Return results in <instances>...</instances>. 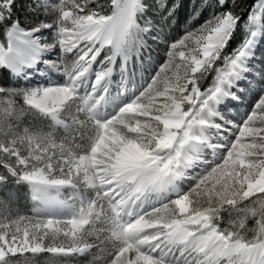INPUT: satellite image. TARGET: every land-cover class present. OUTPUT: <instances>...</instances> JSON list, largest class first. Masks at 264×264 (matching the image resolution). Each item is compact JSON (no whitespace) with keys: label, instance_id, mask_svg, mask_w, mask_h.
<instances>
[{"label":"snow or ice","instance_id":"obj_1","mask_svg":"<svg viewBox=\"0 0 264 264\" xmlns=\"http://www.w3.org/2000/svg\"><path fill=\"white\" fill-rule=\"evenodd\" d=\"M0 264H264V0H0Z\"/></svg>","mask_w":264,"mask_h":264},{"label":"rangeland","instance_id":"obj_2","mask_svg":"<svg viewBox=\"0 0 264 264\" xmlns=\"http://www.w3.org/2000/svg\"><path fill=\"white\" fill-rule=\"evenodd\" d=\"M181 14H183V9L181 10ZM20 203H21V205H23V203H24V200H23V198H21V201H20Z\"/></svg>","mask_w":264,"mask_h":264}]
</instances>
